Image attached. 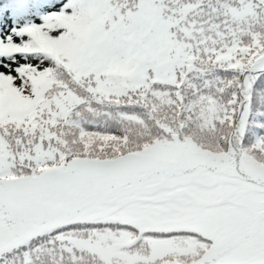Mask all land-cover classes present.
I'll use <instances>...</instances> for the list:
<instances>
[{"label": "snow or ice", "instance_id": "snow-or-ice-1", "mask_svg": "<svg viewBox=\"0 0 264 264\" xmlns=\"http://www.w3.org/2000/svg\"><path fill=\"white\" fill-rule=\"evenodd\" d=\"M0 264H264V0H0Z\"/></svg>", "mask_w": 264, "mask_h": 264}]
</instances>
